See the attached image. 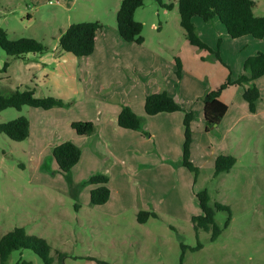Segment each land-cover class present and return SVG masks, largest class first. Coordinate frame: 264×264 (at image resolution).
<instances>
[{
    "label": "rangeland",
    "instance_id": "obj_1",
    "mask_svg": "<svg viewBox=\"0 0 264 264\" xmlns=\"http://www.w3.org/2000/svg\"><path fill=\"white\" fill-rule=\"evenodd\" d=\"M121 1L0 0V28L9 39L31 38L52 50L42 55V62L33 60L39 69L29 66L32 60L14 61L10 66L8 61L3 72L6 54L0 48V95L29 87L36 97L50 96L66 103L49 111L24 106L0 112V123L18 117L30 123V134L23 141L0 134V238L20 228L26 236L44 240L51 264H179L180 244L188 247L184 264H264V76L254 81L260 92L254 113L243 99L247 85H232L221 95L228 108L221 122L207 133L191 130L195 162L191 149L190 161L198 168L195 181L186 168L183 175L175 171L173 164L183 167L182 156L176 163L166 162L167 170L161 169V163L145 166L128 176L134 184L115 180L126 204L120 213L123 208L112 201L90 203L92 186L88 178L81 179L88 171L72 170L69 177L58 172L51 157L52 144L73 134L69 121L95 124L99 113H105L99 108L108 106V101L100 103L108 94L116 101L122 89L128 91L136 84L140 88L150 80H175V90L179 88L175 59H179L184 84L200 94L197 100L183 93L173 98L180 106L201 104L205 93L228 78L235 82L244 73L246 59L264 53V38L232 39L218 19L205 23L197 17L193 19L199 22V38L209 51L192 47L180 27L178 0H162L172 4L170 10L146 0L134 14L142 24L144 42L127 43L116 28ZM252 1L253 15L264 16V0ZM82 22H99L107 41L90 57L59 55L60 31ZM223 154L234 156L236 163L214 176L215 160ZM87 155L80 161L83 169ZM184 175L192 182L189 188ZM72 185L78 186L77 198L71 195ZM203 189L208 190L210 205L227 206L231 213L229 225L223 228L228 214L215 212V223L222 231L214 242L203 228L198 227L196 235L192 222L201 214L195 193ZM138 210L156 217L139 224ZM115 214L121 217L112 218ZM197 240L202 248L191 251ZM19 259L44 264L27 249L12 252L7 264Z\"/></svg>",
    "mask_w": 264,
    "mask_h": 264
},
{
    "label": "trees",
    "instance_id": "obj_2",
    "mask_svg": "<svg viewBox=\"0 0 264 264\" xmlns=\"http://www.w3.org/2000/svg\"><path fill=\"white\" fill-rule=\"evenodd\" d=\"M146 0H122L116 13V28L122 40L127 43L141 45L144 42L142 37V24L135 21V11L140 8ZM161 7L170 10L172 4H164L162 0H154ZM255 3L252 0H178V13L180 27L184 32L185 40L192 46L201 50L209 48L200 40L193 18H200L205 23H210L218 19L224 26L227 35L232 39L241 37H252L254 39L264 38V16L255 17L253 8ZM102 29L99 22H82L71 24L58 37V46L63 53H69L77 58L89 57L95 48L97 32ZM0 48L7 57L22 58L27 54L43 55L50 51L48 46L31 39L19 38L9 39L6 31L0 28ZM176 77L180 79L181 64L179 59H175ZM8 62L3 63L2 71L5 72ZM244 73L235 82L228 78L222 85L214 90H210L202 97L203 115L206 123L205 131L208 132L213 126L218 125L227 111V106L220 100L221 93L232 85L246 84L243 99L248 104L251 113L255 112V103L260 98V92L255 86L254 81L264 76V53H257L245 60L243 65ZM66 103L55 97H36L34 91L30 89H16L8 95H0V112L13 108L20 110L27 106L44 111L56 107H64ZM144 112L147 116H154L160 113L183 112L184 140L182 145L181 165L194 176V181L198 175V168L190 161L191 143V122L193 113L184 111L180 104L163 90L145 96ZM117 125L120 128L140 131L142 130L143 120L137 116L129 107H122L117 116ZM71 129L78 136H90L94 133L93 123L85 121H74L70 124ZM0 134L5 135L12 141L20 142L28 138L30 134V123L24 117L0 123ZM57 170L60 174L69 177L72 169L78 164L81 151L71 142H62L55 146L51 151ZM236 163V158L232 155H220L214 163V176L230 170ZM94 188L90 191V203L92 205H103L110 198V190L107 186L108 178L103 174L90 177L87 181ZM73 198H77L78 186H70ZM201 214L192 218L195 233L198 227L210 232L209 240L216 241L222 229L215 223V212L225 211L228 217L223 225L226 228L231 221V213L227 206L219 203L210 205V196L207 189L195 193ZM149 217H156V214L139 211L137 222L144 224ZM197 238V237H196ZM181 255L179 264H184V254L188 247L180 244ZM202 248V244L197 240L196 246L191 251ZM31 250L42 259L44 264H51L49 247L42 239L28 237L20 228L8 232L0 238V264H7L11 253L20 250ZM61 256V255H60ZM14 264H32L29 261L19 259Z\"/></svg>",
    "mask_w": 264,
    "mask_h": 264
},
{
    "label": "crops",
    "instance_id": "obj_3",
    "mask_svg": "<svg viewBox=\"0 0 264 264\" xmlns=\"http://www.w3.org/2000/svg\"><path fill=\"white\" fill-rule=\"evenodd\" d=\"M57 1L59 3V0ZM197 21L198 20L193 19V23H195L199 31L200 27H198L199 22ZM198 31L197 34L200 37L201 36L200 34L202 33ZM106 41H107V36L104 34L103 30L100 29L96 34L95 48H94V52L91 55L98 52V50L103 46V44ZM51 51L52 50H50L48 53H50ZM60 53L63 52L59 50V55H62ZM36 58H39L40 62H42L43 60L42 55L27 54L22 58H11L6 56V61L10 62L9 63L10 66L14 61L28 62L32 60L29 66H32V68L39 69L40 64L33 62V60H35ZM41 76L45 77V74H41ZM36 78L38 79L37 76H33V80H35ZM168 80L169 79H167V81L162 80L160 81V83L150 80L149 82H145L141 84L140 88H139L140 84L138 85L136 84V86L129 89L128 91L126 88H124L119 92L118 94L119 99L116 101L112 100V94H108L106 97L107 99H105V101L103 102H100L103 105L106 103V101H108L109 103L107 102L108 106L104 105L103 108H99L100 110L104 109L105 113L103 112L99 113V118L97 119L96 122H94L95 124H93L95 127V131L92 135L78 136L71 129L73 134H69L65 139L57 138V140H55L54 143L52 144V148H54L60 143L68 141L73 143L80 149L81 151L80 160L72 170L73 171L78 170L80 172L81 171L80 169H82L84 171H88L86 177L81 179H87V178L89 179V177L97 173H102L105 176H107L108 178L107 186L110 190V198L105 204H108L110 201H112V204L115 207L123 208L119 210L120 213L124 212V210L126 209L125 208L126 204L124 203L125 201L120 195V192L118 191L119 189L116 186L117 183H115V180L119 181V179L121 178L120 183L121 182L125 184L128 183V185L134 184V181H132L130 178L132 177V175H135L137 170L141 168H147L145 166L148 167L155 166V164L157 163H161L160 165L161 169L167 170L168 166L166 165V162L176 163L178 162V160H180L182 156V145L184 140L183 112L160 113L154 116H147L143 108L144 99L146 95L151 93L161 92L163 90L167 91L170 96L175 98H177L176 97L177 94L179 95L183 93L184 95L192 98L196 96L194 98L195 100H197V95H199L200 92H196L193 88L187 87V85L184 84L183 82V77H180V79H176L179 85V88L175 89L176 92L173 87L175 80L173 81L171 80L168 81ZM17 89L32 90L29 87L27 88L19 87ZM221 95H220V100L223 102V100L221 99ZM181 106L184 111H191L193 113L191 130H193L194 128L196 131H200L203 129V131L207 133L205 131L206 123L204 121V115H203V103L202 102L201 104L197 103L196 105H192V104L188 105L187 103H184L181 104ZM122 107H129L137 116L142 118L143 120L142 130L145 134H142V132L140 131L123 129L117 125V116L120 113ZM69 122L71 124L73 121H69ZM85 145L89 146V149L91 150H88L87 147L84 150L83 147ZM193 147H194V143L191 142V146H190L191 160L195 162ZM87 152H88L87 157L89 161L86 162L83 169L81 167L80 161L82 157H84V154ZM223 155H229V154H223ZM100 159L103 161L106 160V162L102 163ZM173 166H175L177 169V170L175 169V171L180 172L182 175L183 172L186 170L184 167H178L174 164ZM169 169L171 168L169 167ZM125 175L126 178H123V176ZM128 176H130V178ZM75 177L76 176L74 174V178ZM184 178L186 183L185 185L186 187L189 188L192 182L188 177V175L186 176L184 175ZM93 188L94 186H92V189ZM143 207H147V206L145 205ZM117 215L119 214H115L116 217H112V218L121 217ZM146 223H148V221H146Z\"/></svg>",
    "mask_w": 264,
    "mask_h": 264
},
{
    "label": "built area",
    "instance_id": "obj_4",
    "mask_svg": "<svg viewBox=\"0 0 264 264\" xmlns=\"http://www.w3.org/2000/svg\"><path fill=\"white\" fill-rule=\"evenodd\" d=\"M49 4H52V0H48ZM56 3H58V1L56 0Z\"/></svg>",
    "mask_w": 264,
    "mask_h": 264
}]
</instances>
